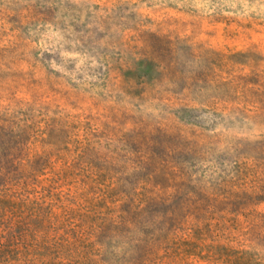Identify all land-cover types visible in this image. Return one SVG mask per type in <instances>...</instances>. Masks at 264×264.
Masks as SVG:
<instances>
[{"label":"rangeland","instance_id":"rangeland-1","mask_svg":"<svg viewBox=\"0 0 264 264\" xmlns=\"http://www.w3.org/2000/svg\"><path fill=\"white\" fill-rule=\"evenodd\" d=\"M0 118L97 218L151 199L145 264H264V0H0Z\"/></svg>","mask_w":264,"mask_h":264},{"label":"trees","instance_id":"trees-1","mask_svg":"<svg viewBox=\"0 0 264 264\" xmlns=\"http://www.w3.org/2000/svg\"><path fill=\"white\" fill-rule=\"evenodd\" d=\"M22 137L0 118V264H145L152 245L151 199L122 193L121 214L97 218L69 170L52 165L53 151L32 161L15 154L26 146Z\"/></svg>","mask_w":264,"mask_h":264}]
</instances>
